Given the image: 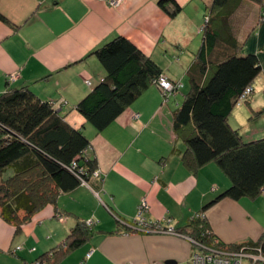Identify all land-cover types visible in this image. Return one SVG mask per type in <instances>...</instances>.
<instances>
[{"label": "crops", "instance_id": "1", "mask_svg": "<svg viewBox=\"0 0 264 264\" xmlns=\"http://www.w3.org/2000/svg\"><path fill=\"white\" fill-rule=\"evenodd\" d=\"M214 1L176 0L182 11L171 17L158 0H122L116 6L106 0H0V13L9 20L0 19V94L28 87L52 101L66 121L90 139L87 154L97 159L101 173L60 193L57 207L49 204L37 211L19 232L0 215V254L10 252L7 256L22 264L32 262L58 249L78 221L93 220L90 244L88 240L80 246L74 264L189 263L192 245L183 237L123 233L120 219L131 223L143 198L148 220L168 218V225L187 229L189 218L231 185L215 162L197 172L183 164L186 144L178 138L174 123L175 108L190 89L189 75ZM253 2L227 0L224 9L229 12L221 8L209 22L223 35L211 62L250 53L261 62L254 93L234 108L229 120L246 141L264 137V5L261 0ZM228 4L243 7L239 14L246 18L240 27ZM117 36L130 39L162 68L164 77L183 86L166 96L151 84L112 124L97 131L76 106L106 77L93 52ZM259 197L224 198L209 207L205 214L216 237L224 243L260 240L264 222L252 217L256 211L250 205ZM60 212L65 221L58 219ZM16 237V243L35 249L12 255ZM74 250L54 264L68 260Z\"/></svg>", "mask_w": 264, "mask_h": 264}, {"label": "trees", "instance_id": "2", "mask_svg": "<svg viewBox=\"0 0 264 264\" xmlns=\"http://www.w3.org/2000/svg\"><path fill=\"white\" fill-rule=\"evenodd\" d=\"M226 2L215 0L213 8H223ZM158 5L171 17L182 11L176 0H158ZM0 19L9 22L2 13ZM204 28L202 46L189 75L190 89L175 108L174 123L178 138L186 144L183 164L197 172L215 162L231 180V185L192 215L186 226L194 244L211 246L218 238L205 211L224 198L254 199L264 192V137L246 141L229 121L234 108L254 93L253 84L262 66L259 57L251 53L230 54L222 61L211 62L210 56L223 38L222 30L209 22ZM93 53L104 66L106 77L76 109L97 131L112 124L151 84L158 85L166 96L176 94L183 86L179 82L180 87L165 90L160 83L162 68L124 36L115 37ZM248 89L251 91L246 95ZM243 95L246 99L242 100ZM90 147L91 141L82 129L66 121L52 101L41 99L28 87L1 93V217L19 232L37 211L49 204L56 206L60 193L100 176L97 159L88 157ZM120 221L128 232L134 231L129 221ZM86 224L78 221L59 248L52 250L49 260L47 253L40 256L47 260L45 264H54L56 258L86 243L93 229ZM245 243L261 246L264 251V235L256 242ZM238 245L218 242L222 248Z\"/></svg>", "mask_w": 264, "mask_h": 264}, {"label": "built area", "instance_id": "3", "mask_svg": "<svg viewBox=\"0 0 264 264\" xmlns=\"http://www.w3.org/2000/svg\"><path fill=\"white\" fill-rule=\"evenodd\" d=\"M121 1L122 0H107V2L113 6L119 5ZM160 83L163 86V88L167 91H173L175 86L180 87L182 85L179 82L176 85H174L173 83L167 80V77H162ZM88 84L91 83L88 81ZM250 91L251 89H248V91L245 94L247 95ZM243 99H246L245 95L242 96V100ZM95 175H98V173H95ZM83 183L86 182L83 181ZM147 208H148L147 201L146 199H143V201L140 204L139 213L137 217H135L131 222V224L134 227L144 229L146 231L147 229L152 231L155 230V232H159V233L161 232L171 233L175 231L174 232L175 234L177 235L180 234L176 232L177 230L170 225L167 228H165L162 227L160 224H153L154 222H151L144 216V212ZM89 224L92 225L93 221L92 222L90 221ZM156 226H159V228L161 227L162 229L157 230ZM180 236H182V233L180 234ZM186 237H189V235ZM189 240L193 243L195 241L192 239V237H189ZM218 242H220V240L215 239L214 242L211 244V246L198 244L197 245L198 250L194 253L192 257V261H194L193 264H264V251L261 246H248L246 245V243L243 242L240 245H238L237 248H235L236 250H232L229 248H220V246H218ZM90 256L91 253L87 254V257ZM41 262H45V260L41 261V259H39L37 261H34L33 263H28V264H40Z\"/></svg>", "mask_w": 264, "mask_h": 264}, {"label": "rangeland", "instance_id": "4", "mask_svg": "<svg viewBox=\"0 0 264 264\" xmlns=\"http://www.w3.org/2000/svg\"><path fill=\"white\" fill-rule=\"evenodd\" d=\"M107 1V0H106ZM122 2V1H121ZM120 2V3H121ZM250 2H253V0H250ZM261 2H262V4L264 5V0H261ZM254 3V2H253ZM109 4V3H108ZM113 6V5H112ZM228 6H229V8H231L232 7V4H228ZM224 7L225 6H223V9H224ZM241 8V9H240ZM242 8L243 7H241V6H239V7H232L231 8V11L232 10H235L234 11V13H233V15H232V17H233V20H237L236 21V26H238V27H240V25L242 24V23H244L245 21V18L246 17H244V18H241V14H239L240 12H242ZM219 10H221V8L220 7H216V8H213V5L211 6V11H208L209 13L206 15V17H205V20H206V23H208V22H210L211 21V19H215V18H213L214 17V14L216 13V12H218ZM225 11V13H228L229 12V9L228 8H226V9H224ZM239 17V18H238ZM244 19V20H243ZM215 23V22H214ZM205 25V24H204ZM205 26H203V31L205 30V28H204ZM216 27V26H215ZM248 29V28H247ZM245 30V29H244ZM14 77H17L18 76V73L17 72H15V75H13ZM260 78V77H259ZM258 78V79H259ZM187 81H188V78H187ZM259 82H260V80H259ZM89 85H91V84H89ZM187 90H188V87H187ZM262 96L264 97V94H262ZM242 102H245V101H242ZM9 171H12V170H9ZM261 197H263V198H261ZM143 201V198L141 199V202ZM251 201V206L255 209V211H256V214H252V217L253 218H255V219H259V220H262L263 222H264V192H262L261 193V196L258 198V199H255V200H250ZM141 202H140V204H141ZM106 209V208H105ZM138 213H139V209H138V211H137V213H136V215L133 217V219L135 218V217H137V215H138ZM99 216H100V218L101 219H104L105 217L103 216V215H101V214H99ZM57 217H58V219L59 220H61V221H65V218H66V216L65 215H63V214H61V213H58L57 214ZM118 219H119V217H117ZM168 218H164L163 220H152L151 222H154L153 224H160L162 227H165V228H167L169 225H168V223L171 221L170 219L169 220H167ZM92 222L93 220H89V221H86L87 222V224L86 225H89V226H93L94 225V221H93V224L92 225H90L89 224V222ZM121 223V222H120ZM121 225H123V223L121 224ZM76 226V225H75ZM74 226V227H75ZM124 226V225H123ZM155 226V225H154ZM73 227V228H74ZM100 226H97V231L100 229L99 228ZM134 227V226H133ZM157 228V230L158 229H162L161 227L159 228V226H156ZM72 228V229H73ZM103 228H105V227H103ZM123 229V233H130V232H128L127 231V228L126 227H123L122 228ZM174 229H176L177 231L176 232H178V233H182V236H180V234H179V236L180 237H183L184 239H186L188 242H190L191 243V245H192V252H191V254H190V261H189V263H180V264H193L194 263V261H192V257H193V255H194V253L198 250V246L196 245V244H194L193 242H191L190 240H189V237H191L190 236V234L189 233H187V232H189L190 230V228L188 227L187 229L185 228V229H183V231H181V230H179L178 231V229L177 228H175L174 227ZM132 230V229H131ZM135 232H146V233H156V234H173V235H175V231H173V232H171V233H159V232H155V230L154 231H152V230H149V229H147V231L146 230H144V229H140V228H137V227H134V229H133ZM144 230V231H143ZM121 231V230H120ZM133 231V232H134ZM191 233V232H190ZM184 234V235H183ZM188 234H189V237H186V236H188ZM177 235V234H176ZM17 240H19V237H16V240H15V243H14V251H13V253H12V255H15L14 253L16 252V251H18V250H20V253L19 254H21L22 253V251H27V250H29V251H33L34 249H35V247H27V246H24V243H16L17 242ZM245 242H247V241H244V243ZM241 243H243V242H239V244H241ZM88 244H90V240L88 241ZM87 244V245H88ZM35 246V245H34ZM83 247V246H82ZM82 247H80V248H78V249H76V250H74L73 252H71V254H70V256H69V259L68 260H66L65 259V261H62L61 262V264H74L75 262H74V258L75 257H77L79 254L81 255V249H83ZM88 246H86L85 248H84V250H86V248H87ZM29 248H31V249H29ZM220 248H222L221 246H220ZM235 248H237V247H234L232 250H236ZM10 252H4V253H1L0 254V264H22V261L19 259V258H15V256H13V258H10V257H8L7 256V254H9ZM34 256H35V253L33 254V258H34ZM49 257H52V250L51 251H49V252H47V260H49ZM40 258V257H39ZM39 258L38 259H36V260H34V261H37V260H39ZM41 259V261H43V259L42 258H40ZM45 260V259H44ZM46 260V261H47ZM34 261H32V262H30V263H33ZM46 261L45 262H41L40 264H44V263H46ZM77 264V263H76Z\"/></svg>", "mask_w": 264, "mask_h": 264}, {"label": "water", "instance_id": "5", "mask_svg": "<svg viewBox=\"0 0 264 264\" xmlns=\"http://www.w3.org/2000/svg\"><path fill=\"white\" fill-rule=\"evenodd\" d=\"M175 261H172V260H169V261H166V264H174Z\"/></svg>", "mask_w": 264, "mask_h": 264}]
</instances>
